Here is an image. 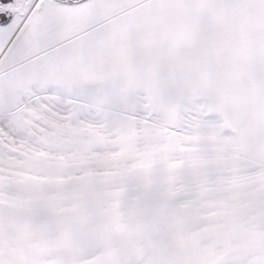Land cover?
I'll return each instance as SVG.
<instances>
[{
    "label": "snow or ice",
    "instance_id": "obj_1",
    "mask_svg": "<svg viewBox=\"0 0 264 264\" xmlns=\"http://www.w3.org/2000/svg\"><path fill=\"white\" fill-rule=\"evenodd\" d=\"M0 264H264V0H0Z\"/></svg>",
    "mask_w": 264,
    "mask_h": 264
}]
</instances>
